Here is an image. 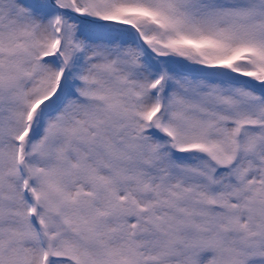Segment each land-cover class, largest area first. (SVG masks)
<instances>
[{
    "label": "snow or ice",
    "instance_id": "snow-or-ice-1",
    "mask_svg": "<svg viewBox=\"0 0 264 264\" xmlns=\"http://www.w3.org/2000/svg\"><path fill=\"white\" fill-rule=\"evenodd\" d=\"M0 264H264V0H0Z\"/></svg>",
    "mask_w": 264,
    "mask_h": 264
}]
</instances>
